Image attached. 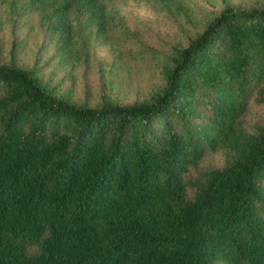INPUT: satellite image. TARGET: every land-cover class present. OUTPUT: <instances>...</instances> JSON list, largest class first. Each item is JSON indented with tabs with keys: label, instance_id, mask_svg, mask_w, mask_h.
Segmentation results:
<instances>
[{
	"label": "trees",
	"instance_id": "trees-1",
	"mask_svg": "<svg viewBox=\"0 0 264 264\" xmlns=\"http://www.w3.org/2000/svg\"><path fill=\"white\" fill-rule=\"evenodd\" d=\"M106 1L25 3L66 46ZM160 74L140 102L88 107L0 64V264H264V116L247 121L264 111V5L225 6Z\"/></svg>",
	"mask_w": 264,
	"mask_h": 264
},
{
	"label": "rangeland",
	"instance_id": "rangeland-1",
	"mask_svg": "<svg viewBox=\"0 0 264 264\" xmlns=\"http://www.w3.org/2000/svg\"><path fill=\"white\" fill-rule=\"evenodd\" d=\"M179 1L186 14L152 1H106L103 27L88 24L82 37L75 32L64 46L44 17L47 5L34 10L25 0H0V64L14 54L21 67L37 68L40 78L77 104L95 107L109 96L128 105L161 88L160 66L172 49L186 47L225 6L264 5V0ZM263 116V109L251 101L247 121L254 123ZM224 162L218 152L207 154L200 166L220 168Z\"/></svg>",
	"mask_w": 264,
	"mask_h": 264
}]
</instances>
